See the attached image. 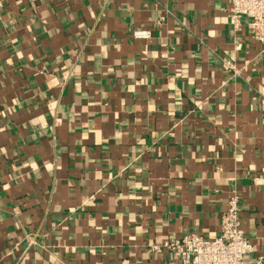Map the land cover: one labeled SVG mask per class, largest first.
<instances>
[{
	"label": "crops",
	"instance_id": "1",
	"mask_svg": "<svg viewBox=\"0 0 264 264\" xmlns=\"http://www.w3.org/2000/svg\"><path fill=\"white\" fill-rule=\"evenodd\" d=\"M229 7L0 0V264H181L233 192L264 256V42Z\"/></svg>",
	"mask_w": 264,
	"mask_h": 264
},
{
	"label": "built area",
	"instance_id": "2",
	"mask_svg": "<svg viewBox=\"0 0 264 264\" xmlns=\"http://www.w3.org/2000/svg\"><path fill=\"white\" fill-rule=\"evenodd\" d=\"M228 15L237 28L242 18H247L251 34L264 42V0H229ZM135 38H149V29L133 31ZM225 70H233L234 64L224 62ZM241 198L233 192L228 198L226 210L221 219L220 234L206 238L198 233H190L165 243V248L175 254L181 264H245L246 256L253 252L240 217ZM254 264H264V256L258 257Z\"/></svg>",
	"mask_w": 264,
	"mask_h": 264
}]
</instances>
